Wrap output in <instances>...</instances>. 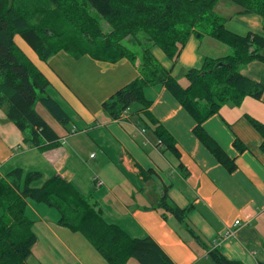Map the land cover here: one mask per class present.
Wrapping results in <instances>:
<instances>
[{
  "label": "crops",
  "instance_id": "1",
  "mask_svg": "<svg viewBox=\"0 0 264 264\" xmlns=\"http://www.w3.org/2000/svg\"><path fill=\"white\" fill-rule=\"evenodd\" d=\"M239 10L223 0L215 7L229 32L264 38L261 17L239 15ZM220 44L209 37L200 41L191 37L176 64L156 47L152 53L173 76H181L180 81L183 72L200 68L203 57L228 55L229 49ZM18 46L77 118L89 126L101 117L98 127L103 131L92 137L88 132L85 138H66L58 148L41 151L23 143V134L0 108V178L6 175L2 170L15 168L39 172L44 179L58 175L89 197L108 223L133 238L150 237L174 264H207L214 249L241 264H264V152L259 149L261 137L245 118L264 124V91L259 100L246 97L240 106L224 105L203 123L209 136L235 158L237 169L228 173L193 135V119L161 86L145 90L153 100L149 111L174 138L177 155L165 152L150 131L140 133L143 127L134 117L127 114L122 121H114L103 111L102 103L138 76L137 62L133 65L122 59L112 64L89 56L74 59L64 52L42 62L23 44ZM240 73L264 86V62L252 61ZM81 137L87 144L75 145L72 139ZM235 138L248 149L237 153L232 145ZM87 154L90 161L83 159ZM141 170L151 174L145 176ZM94 178L102 185L95 186ZM164 188L179 208L192 206L186 221L198 239L173 216L154 209ZM47 215L34 211L36 242L28 264H108L85 237L59 226L58 217ZM236 220L240 226H234ZM227 230H234V236L217 241ZM134 261L127 264H138Z\"/></svg>",
  "mask_w": 264,
  "mask_h": 264
},
{
  "label": "trees",
  "instance_id": "2",
  "mask_svg": "<svg viewBox=\"0 0 264 264\" xmlns=\"http://www.w3.org/2000/svg\"><path fill=\"white\" fill-rule=\"evenodd\" d=\"M222 0H0V108L23 134V143L41 151L60 146L58 134L36 110L41 106L66 130L72 120L63 106L48 94L45 75L15 42L18 36L47 62L60 51L74 59L89 56L100 62H138V76L102 103V109L117 121L124 113L134 117L163 144V150L177 155L174 138L152 116L153 100L146 88H165L193 119L195 138L228 172L237 169L235 158L204 130L203 123L226 104L240 106L244 98L259 100L264 86L240 73L252 61L264 62V38L249 33L238 36L225 28V19L215 12ZM239 7V15L255 14L264 24V0H223ZM105 25V26H104ZM193 37H209L229 49L221 58L203 57L199 69L182 74L183 83L155 58L158 48L173 64ZM137 47L139 51L134 48ZM261 137L264 152V124L245 115ZM237 153L248 147L233 141ZM143 175L151 171L141 170ZM42 174L15 168L0 178V264H28L36 242L35 220L28 215V203H42L58 214L57 224L80 233L108 264H174L150 238H133L119 226L108 223L100 208L58 175L36 182ZM184 225L192 206L181 209L168 196L167 188L158 205ZM212 264H241L219 250L208 254Z\"/></svg>",
  "mask_w": 264,
  "mask_h": 264
},
{
  "label": "rangeland",
  "instance_id": "3",
  "mask_svg": "<svg viewBox=\"0 0 264 264\" xmlns=\"http://www.w3.org/2000/svg\"><path fill=\"white\" fill-rule=\"evenodd\" d=\"M105 26V25H104ZM16 41V44H23V46H25V48H27V51L31 52L32 54H34V52L27 46V44L21 40L19 37H16L15 39ZM18 44V45H19ZM221 45V44H220ZM223 46V45H222ZM136 51H139V49L137 47L134 48ZM60 52H63V51H60ZM60 52H58V54H60ZM65 53V52H64ZM67 54V53H66ZM35 55V54H34ZM68 55V54H67ZM57 56L56 55H53V57ZM37 58V57H36ZM38 61V59H37ZM138 63V62H137ZM51 67H53V64H51ZM56 67V66H55ZM181 77V76H180ZM179 77V78H180ZM178 78V79H179ZM182 83H183V78H181L180 80ZM48 91V94L53 97L56 101H58L62 106L63 108L65 109V112L68 114V116L71 117V121L70 123L67 125L66 127V130L63 129L58 123H56L52 118L51 116L45 111V109H43L41 106H37L36 107V110L39 112V114L43 117V119L50 125L51 128H53L58 134L62 135V139L61 141H65L69 138H72V137H75V136H89V135H85L86 133L89 132V134L92 136L96 135L97 132H102L103 129L101 127H98L100 124H101V117L98 118L97 121H93L92 124H90L89 126H86V124H84L83 121H80L78 118H77V115L75 114V112L68 106L66 105L61 97L59 96V93L57 92V90L51 85V87H49V89L47 90ZM96 130H99V131H96ZM72 132H76L75 134H73ZM91 132V133H90ZM83 134V135H82ZM144 134V133H142ZM67 138V139H66ZM73 143L78 144L80 141H84L85 142V139H83L81 137L80 138H76V139H72ZM87 142L84 143V145H86ZM91 146H93L91 144ZM85 148V147H84ZM87 150V148L85 149ZM166 152V151H165ZM98 153V152H97ZM89 154H87V156H85V158L83 157V159H86V160H89ZM170 156V155H169ZM88 165L90 164H87V167H89ZM91 170V169H90ZM24 171H28V170H24ZM92 171V170H91ZM8 172V171H7ZM7 172H4V170H2L1 174H5ZM44 177L39 181V182H36V186H40L41 183L44 181ZM40 211V212H46L47 214L50 213V216L47 215L48 218H51V217H56L55 219H57L58 217V214L57 212L52 209V208H49L47 206H45L44 204L42 203H35V202H30L28 203V209H27V212H28V215L30 217H33L34 216V211ZM134 260V259H133ZM135 262V261H134ZM207 264H212L211 261H208Z\"/></svg>",
  "mask_w": 264,
  "mask_h": 264
},
{
  "label": "built area",
  "instance_id": "4",
  "mask_svg": "<svg viewBox=\"0 0 264 264\" xmlns=\"http://www.w3.org/2000/svg\"><path fill=\"white\" fill-rule=\"evenodd\" d=\"M126 116H127L126 113L122 114V115L120 116V118H119L117 121H122ZM140 133H145V129H144V128H141V129H140ZM157 143H158V145H161V144H162L160 140H158ZM93 156H94V155H92L91 157H93ZM94 183H95V186H97V187H99V186L102 185V182H101L98 178H94ZM240 225H241V224H240V221H239V220H236V221L234 222V226H240ZM234 234H235V231H234V230H227V231L225 232V234H223L220 238L217 239V241L227 240V239L233 237ZM214 243H215V242H214Z\"/></svg>",
  "mask_w": 264,
  "mask_h": 264
}]
</instances>
